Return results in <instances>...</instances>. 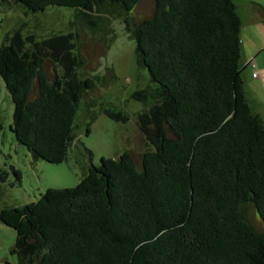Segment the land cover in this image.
Segmentation results:
<instances>
[{
  "label": "trees",
  "instance_id": "1",
  "mask_svg": "<svg viewBox=\"0 0 264 264\" xmlns=\"http://www.w3.org/2000/svg\"><path fill=\"white\" fill-rule=\"evenodd\" d=\"M143 1L152 13L135 19ZM13 2L32 13L75 10L66 35L35 40L15 32L0 47L16 140L35 159L66 161L78 105L100 80L80 71L112 44L116 18L150 76L133 98L143 105L138 129L153 147L139 155V167L128 151L101 157L75 187L48 188L35 202L4 208L0 220L16 232L18 263L264 264V231L252 224L256 216L264 223V122L245 97L233 1ZM105 113L127 120L114 109Z\"/></svg>",
  "mask_w": 264,
  "mask_h": 264
},
{
  "label": "rangeland",
  "instance_id": "2",
  "mask_svg": "<svg viewBox=\"0 0 264 264\" xmlns=\"http://www.w3.org/2000/svg\"><path fill=\"white\" fill-rule=\"evenodd\" d=\"M241 19V66L254 59V72L247 67L242 72L245 97L254 114L264 122V20H257L253 4L264 8V0H232ZM75 10L69 7L49 6L42 12H28L25 7L11 0L0 4V47L6 37L18 32L21 38L33 36L43 40L53 35H66L73 31L71 22ZM152 13L148 1L141 2L133 11L135 19H146ZM132 15V13H131ZM256 20V21H255ZM114 40L101 56L88 57L82 76L98 74L100 80L87 99L78 105L74 122L76 140L68 152L66 161L50 164L35 159L10 131L13 104L0 77V213L4 208L21 207L37 201L48 188L75 187L90 164L99 165L101 157L118 158L128 151L134 154L139 167V155L147 149L144 137L138 129V114L143 105L133 94L151 84L147 69L137 65L135 42L125 31L122 19L110 18ZM88 45V51L94 47ZM98 50V49H96ZM48 71L51 65L47 66ZM114 109L127 117L126 121L109 117L105 110ZM87 128L89 133L87 134ZM86 150L91 154L86 155ZM14 171L19 172L17 178ZM254 215L251 208L248 216ZM252 224L264 231V223L258 216ZM16 232L0 220V264H19L12 253Z\"/></svg>",
  "mask_w": 264,
  "mask_h": 264
},
{
  "label": "crops",
  "instance_id": "3",
  "mask_svg": "<svg viewBox=\"0 0 264 264\" xmlns=\"http://www.w3.org/2000/svg\"><path fill=\"white\" fill-rule=\"evenodd\" d=\"M261 6V5H260ZM253 14L255 15V18L257 20H264V16H262L259 12V10L256 8V6L253 4ZM256 21V20H255ZM262 51H264V48H262ZM254 59H252L251 61H247L245 62V64L242 66L244 68L250 67L252 69V72L254 73V69L250 66L249 62H253ZM254 63V62H253ZM241 64V63H240ZM253 73H252V77H253ZM264 74V73H263ZM263 81H264V77H263Z\"/></svg>",
  "mask_w": 264,
  "mask_h": 264
},
{
  "label": "built area",
  "instance_id": "4",
  "mask_svg": "<svg viewBox=\"0 0 264 264\" xmlns=\"http://www.w3.org/2000/svg\"><path fill=\"white\" fill-rule=\"evenodd\" d=\"M249 64H250V66L254 69L255 68V65H254V63L253 62H249ZM258 76V74L256 73V72H254L253 73V77L255 78V77H257Z\"/></svg>",
  "mask_w": 264,
  "mask_h": 264
}]
</instances>
